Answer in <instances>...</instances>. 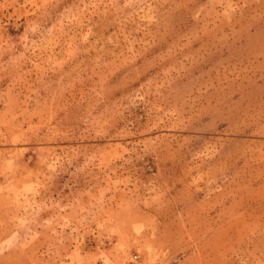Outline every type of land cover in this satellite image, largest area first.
<instances>
[{
    "label": "rangeland",
    "instance_id": "rangeland-1",
    "mask_svg": "<svg viewBox=\"0 0 264 264\" xmlns=\"http://www.w3.org/2000/svg\"><path fill=\"white\" fill-rule=\"evenodd\" d=\"M0 264H264V0H0Z\"/></svg>",
    "mask_w": 264,
    "mask_h": 264
}]
</instances>
